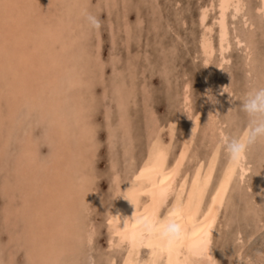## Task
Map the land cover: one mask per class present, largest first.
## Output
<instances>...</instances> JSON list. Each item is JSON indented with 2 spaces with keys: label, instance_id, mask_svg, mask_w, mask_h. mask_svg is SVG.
<instances>
[{
  "label": "rangeland",
  "instance_id": "obj_1",
  "mask_svg": "<svg viewBox=\"0 0 264 264\" xmlns=\"http://www.w3.org/2000/svg\"><path fill=\"white\" fill-rule=\"evenodd\" d=\"M219 4L0 0V264H149L151 245L117 244L111 224L167 148V172L185 158L156 226L193 190L205 214L235 162L213 264H264V141L239 161L224 147L264 87V2L230 6L223 51Z\"/></svg>",
  "mask_w": 264,
  "mask_h": 264
},
{
  "label": "bare ground",
  "instance_id": "obj_2",
  "mask_svg": "<svg viewBox=\"0 0 264 264\" xmlns=\"http://www.w3.org/2000/svg\"><path fill=\"white\" fill-rule=\"evenodd\" d=\"M231 5L235 6V11L241 8L240 0H220V16L218 22L220 26V45L222 51L227 47L226 13ZM206 19L207 11L203 10L201 15L202 23H205ZM203 48L206 54L212 53L213 45L208 38L204 39ZM208 96L210 103L214 104L217 96L216 92L209 89ZM168 151L169 148L164 150L159 161L145 178L143 184L138 188L129 205L113 219L111 224L112 232L121 234L117 243L119 245L123 243L132 247H138L142 244L151 245V248H153L151 252H153L154 256L151 262L148 261V263L150 262L149 264H158L163 257L165 258L164 264H213L215 260L210 246L211 232L229 182L234 175L236 169L235 162L232 163L231 161L232 165L229 168V172L216 190L213 202L209 210L204 212L205 214H203L202 196L201 194L196 195L193 190L189 203L177 211L169 220L161 224L162 226L169 222H175L182 229L180 238L169 242L162 239L158 233L142 229L140 224V221L147 220L149 223L156 225L163 204L166 203L167 199L169 200L175 190L185 154L181 156V160L179 158L180 161H178L174 170L167 172ZM237 167L239 168V166ZM244 171L245 168L242 167L240 176ZM143 185L150 187L151 205L147 212L140 215L139 210L143 203ZM127 262V264H138L132 259L127 260Z\"/></svg>",
  "mask_w": 264,
  "mask_h": 264
},
{
  "label": "clouds",
  "instance_id": "obj_3",
  "mask_svg": "<svg viewBox=\"0 0 264 264\" xmlns=\"http://www.w3.org/2000/svg\"><path fill=\"white\" fill-rule=\"evenodd\" d=\"M92 23L99 27V22L95 19H92ZM242 109L249 117L247 132L243 138H231L227 144H224L229 157L233 161H239L251 146L259 141H264V87L254 88L253 91L248 93L243 100ZM140 224L142 229L158 233L162 239L169 242L179 239L182 232L180 226L175 222H169L159 228L147 220L140 221ZM257 256L264 257V252L257 253ZM237 264H241V262L237 261ZM248 264H254V262L250 259Z\"/></svg>",
  "mask_w": 264,
  "mask_h": 264
}]
</instances>
